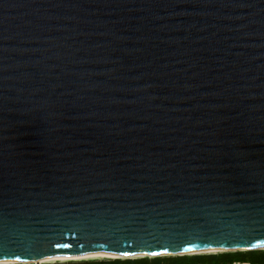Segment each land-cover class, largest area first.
I'll use <instances>...</instances> for the list:
<instances>
[{
  "label": "water",
  "instance_id": "water-1",
  "mask_svg": "<svg viewBox=\"0 0 264 264\" xmlns=\"http://www.w3.org/2000/svg\"><path fill=\"white\" fill-rule=\"evenodd\" d=\"M137 236L264 249V0H0V238Z\"/></svg>",
  "mask_w": 264,
  "mask_h": 264
},
{
  "label": "snow or ice",
  "instance_id": "snow-or-ice-1",
  "mask_svg": "<svg viewBox=\"0 0 264 264\" xmlns=\"http://www.w3.org/2000/svg\"><path fill=\"white\" fill-rule=\"evenodd\" d=\"M264 240V236L253 239L239 238L231 241L188 240L196 249L216 247H257L255 239ZM155 239V238H154ZM190 249L184 244H173L170 241L151 243L143 236L130 237L115 244L99 245L94 242L78 239L74 244L60 242L57 238L39 247L19 246L0 238V264H114L124 258L151 256L160 257L162 253L186 252ZM121 264H124L121 261Z\"/></svg>",
  "mask_w": 264,
  "mask_h": 264
},
{
  "label": "trees",
  "instance_id": "trees-1",
  "mask_svg": "<svg viewBox=\"0 0 264 264\" xmlns=\"http://www.w3.org/2000/svg\"><path fill=\"white\" fill-rule=\"evenodd\" d=\"M235 260L250 261L253 263L264 264V249L257 250H244V251H223L217 253L206 254H185V255H171L160 257H135L128 258L126 261L124 258H120L118 261H114V264H186L188 262H203L206 264H222L232 262Z\"/></svg>",
  "mask_w": 264,
  "mask_h": 264
},
{
  "label": "built area",
  "instance_id": "built-area-1",
  "mask_svg": "<svg viewBox=\"0 0 264 264\" xmlns=\"http://www.w3.org/2000/svg\"><path fill=\"white\" fill-rule=\"evenodd\" d=\"M215 253H217V252H215ZM186 264H206V263H203V262H188ZM222 264H260V263H253V262H250V261L235 260V261H232V262H227V263H222Z\"/></svg>",
  "mask_w": 264,
  "mask_h": 264
},
{
  "label": "bare ground",
  "instance_id": "bare-ground-1",
  "mask_svg": "<svg viewBox=\"0 0 264 264\" xmlns=\"http://www.w3.org/2000/svg\"><path fill=\"white\" fill-rule=\"evenodd\" d=\"M221 250L222 249H207V250H200V251L189 252L188 254L212 253V252H218V251H221Z\"/></svg>",
  "mask_w": 264,
  "mask_h": 264
},
{
  "label": "rangeland",
  "instance_id": "rangeland-1",
  "mask_svg": "<svg viewBox=\"0 0 264 264\" xmlns=\"http://www.w3.org/2000/svg\"><path fill=\"white\" fill-rule=\"evenodd\" d=\"M218 252H222V251H218ZM213 253V252H212ZM201 254H206V253H201Z\"/></svg>",
  "mask_w": 264,
  "mask_h": 264
}]
</instances>
